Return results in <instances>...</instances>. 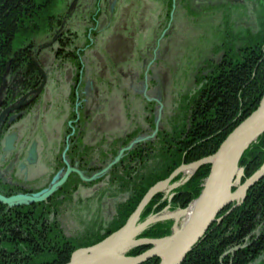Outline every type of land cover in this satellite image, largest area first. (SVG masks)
<instances>
[{
	"label": "rangeland",
	"instance_id": "374dc122",
	"mask_svg": "<svg viewBox=\"0 0 264 264\" xmlns=\"http://www.w3.org/2000/svg\"><path fill=\"white\" fill-rule=\"evenodd\" d=\"M112 1L113 0H101L102 3L101 12H99L100 18L103 16L104 12L110 11L109 6ZM228 1L232 2L234 6L231 9L228 8V11L225 12L222 10V7L224 5L221 6L223 4L221 0H187L185 4L184 1L172 3L171 0H167V1L137 0V2H134L133 0H126V4L131 6L134 12L133 17L135 20V25L131 30H126V28H123L125 25L119 24L121 27L119 25L117 26L111 17L107 22H105L106 24L104 23L103 25H101L99 23L100 31L97 34V37L96 36L94 37L92 35V38L94 37V44L92 45V47H89L87 51L78 52L74 50L73 53H71L72 55L67 58L65 57V52H63L64 56L62 54L61 55L58 54L57 62L58 65L61 66V69H66L69 67L68 70H71L70 67H72V69L74 70L71 71L74 72L73 78L76 79V81L72 82L71 80L69 85H67V87L64 86L65 82H63V80H59L57 84L51 86L54 80V76H53L54 71L52 68H49L51 63L49 61L50 57L47 53H53L52 44L50 42H47L49 37L47 38L46 42H43L41 44H34L31 42L30 49L33 51L39 48V46L43 47V49L39 54L40 56L38 57V59L40 60L39 63L42 72L44 74L43 86L46 85L45 90L42 93V97L46 99V96L49 95V93H51L50 96L51 98H49L48 106H51L56 102L54 101V99L56 98V94L59 92V90L60 91L62 90V92L64 91L66 92L65 98H63L60 101L67 100L66 95L70 91L68 88L71 87L72 90L75 92L71 96L70 104H67L68 103L67 100L64 106H59V107L55 106L56 108H52L53 110H56V114L59 113L64 114V112L66 113L67 115L66 121L68 120L71 121L69 124L70 130L66 131L65 130L66 126L61 127L59 122H57L58 120H55L53 118L51 120L49 109L48 110L45 109L43 115H40V117H37L38 115L35 116L34 118L37 117L35 121L33 120L31 121V115L26 120L23 121V123L27 125V128H24V130L28 129L30 131L29 134L30 137H31V132L34 134V138L32 140H35V142L38 145V150L40 154L39 171L40 170L42 171L44 167H49L51 164L56 162L55 157H53L52 153L48 151L49 147H52V145L49 146L46 145L48 147L47 148L39 143L40 140L44 141L46 139L47 132L49 133L54 132L55 134H59L58 144L60 146L61 140H64L65 138L64 132H69L72 130V134H77V136L74 139V143L77 145L76 148L82 150L75 156H79V155L83 156L84 163H86V161L87 163L90 162L88 158L94 160L92 163L94 165L100 164L102 169L109 166L111 163L115 162V159L118 158V155L120 156V160H119L120 162L128 152L130 151L132 152V150H134L135 148L141 147L140 151L135 152L140 154V155H136L137 160L145 159V152L148 149V145L155 144L157 140L161 144L165 143L163 141V138L170 137L169 134L171 133L172 128L176 129L177 125L180 126L187 122L186 105L188 107V105L190 104V100L192 103L194 101L197 102V99L199 97L198 91L207 90V88L204 87V85H202L203 80L204 79L206 80L207 76L204 75L202 79L200 78V76L203 75V71L209 70L208 67H210V64L213 65V67H216L220 64L221 58L224 56L225 51L227 50V45H229L230 43L232 45V48L236 50L237 47H235V43L238 42L235 41V36L238 35L240 37V35L243 36L244 34H248V33L254 35L255 33L257 34V32L259 31L258 20L261 17L264 18V0H228ZM150 2H152V4L157 6L158 13L162 18V24L160 25V32H159V37H160L159 45L165 41L166 43L164 46L166 47V50L163 56L160 55L159 52L152 53L148 61L149 62L148 66L150 68L144 70L141 66L136 65V60L140 58L138 54H145L148 49L146 47V42L150 38V34L152 32L151 21L155 19L149 13L145 14L143 7L149 5ZM124 4L119 6L117 5L114 8V12L120 10L121 8L124 9ZM52 5L53 2L50 1V3L47 5V8L48 10L50 11L52 10L53 12H55V14L58 12V9H63L64 7L59 2L56 3L55 7H51ZM256 14L257 16L255 17ZM99 17L98 19L100 20ZM46 18L48 20H46L44 24H48L52 19L47 16ZM79 19L83 20L84 17L79 16ZM172 19L174 21V25L178 30H182L183 28H180L178 26L179 21L177 20L184 21L187 24V26L190 25V32L188 34V31H185V33L187 34L181 37L180 40L174 39V41L169 42L167 31L166 33H164V31L166 30V26H164V23L166 24L167 22H171ZM145 23H147V25L145 27L146 29L144 30V28L141 26L142 24L144 25ZM199 24H202L204 28L209 29L211 32L209 33L210 39H207L206 42L205 41L207 38L206 37L203 40L202 44L200 43V41L202 40L201 38L196 39L199 36L200 32H204V30L200 28ZM52 27L54 26H50V28ZM41 30L43 31L45 29H41ZM153 30L155 31V29ZM81 33L83 34V38L80 37ZM39 35H42L39 37L40 39L46 38L48 36V34L45 35L44 33H40ZM119 36H121V38H119ZM114 37L117 38L118 41L120 40L119 43L128 42L130 39H132L134 44L138 46L137 49L135 48L136 51L131 52L132 57L131 56L129 57V62H127L126 65L122 67V74L125 76L126 81L124 83L121 82L120 80L119 82L115 81L111 84L112 87H110L109 89L107 87L108 85L105 88H103L102 85H98L99 83L97 82V79L98 81H100L98 65L97 64L93 65L91 69H92V77L94 82H92V84H94L95 86V89L93 90L95 91V93L84 94V96L82 97V95H80V91L82 92V90H84V88H86L87 85L83 87L85 81V72L83 74L80 73L83 72V69L80 70V66H82L79 63L80 56L82 57L84 53L85 56H89V52L91 51L94 52V56L95 55L98 56L103 46H106L108 44L118 43V41L116 42ZM96 39L98 40V43ZM182 39H186L187 42L189 41V44L185 46L183 42L181 43ZM226 39L229 40L226 41ZM29 40L31 41V39ZM77 40H79L80 43L84 44L85 46L86 32L84 31L78 32ZM19 41L21 43L17 44V40H15L14 45L12 44L13 49H16L17 46L20 48L25 46L28 40L25 38V36H22L19 38ZM55 46L57 45L55 44ZM139 46L141 47V49H139ZM150 52L151 51L149 50V53ZM59 59H64L65 61L63 62H66L67 60L72 65H68L67 63L61 64L60 63L61 60L59 61ZM132 60H133L132 65L134 66V68L130 72L131 69L129 67L131 65ZM150 70L157 72L159 79L162 81V87L158 85H157L158 89L156 88L147 89L145 87V91H143L144 88H140V86L138 85H140L141 82L144 81V77L146 78V75L148 78L150 77L149 76ZM76 73L77 76H75ZM128 78H130V81L127 83ZM17 81L18 79L16 78H11V79L9 78L6 81L5 86L13 87L14 83L15 82L17 83ZM75 84L77 88H79V91L77 90ZM105 89L107 90L105 91ZM150 95H152L158 101L157 107L155 105H150V106L153 108L152 112L156 114V118L160 117V120L159 119L152 120V118H148V116L146 117L147 120L145 119L146 102L156 101L154 98L150 97ZM28 97L31 98V94H29ZM104 97L105 99L101 100ZM46 103L48 104L47 99H46ZM84 104H86L89 108H94L99 111V115H96L95 112L91 111V116L99 120V122L96 125V129L92 132L87 131V129L89 128L86 127L85 125V120H86L85 113L82 115V109L83 112L85 109ZM35 107L36 105L32 108V110ZM38 107L41 108L40 106ZM64 107H65V111H64ZM30 111L31 109L28 112ZM70 118L72 120H70ZM89 118H90V114L88 115V119ZM152 122L156 126H153ZM35 125L37 126V128H35ZM176 131L177 130H175L174 132ZM106 134L113 136L116 135V137L112 140V144H109L108 146L105 145L106 142L103 136ZM263 135L264 133H262L256 139L255 142L250 144L249 147L255 144L257 140ZM30 140L31 138L28 140V142H26L25 144L26 148L30 146L29 144ZM85 145L86 147L89 148H85L84 147ZM117 149L119 150L123 149L124 151L118 153ZM142 153L143 155H141ZM132 156H134V153L132 154ZM127 157L129 159L130 156ZM240 160L238 161L237 174L233 179L234 182L233 187H238L239 185L241 186L243 183L253 178L257 174V172L260 171L261 167L264 165L263 163L257 172H255L251 177L247 178L242 183L244 177V171L243 168L239 167ZM75 162L76 161L74 160L71 161L68 160L65 163L67 165L68 174L71 172H76V177L75 178L70 177L69 179L66 178L63 181V183H61L62 184L61 185L60 184L61 174L60 175L57 174L53 178V181L48 184L49 186L48 189L56 186L57 184H60L59 186L56 187V189L49 197H53L52 199H58L55 202L57 205H55L54 203L55 205L54 207L56 208H59L61 204H65V205L67 204L66 221L64 222L63 219V223H66L65 224L66 228L61 229V231L66 230L65 232H62L64 239L66 240L76 239L77 241H79L83 239L87 233H99L101 232V229L104 230V228L111 225L114 219L116 207L119 203L124 202L126 200L127 193L123 191L124 189L121 190L122 186H120L117 183V179L108 177V174L113 170V167H115L119 162L118 163L116 162L113 165H111L109 168L110 170L108 169L109 172H107L104 175V177L96 176L97 179L88 183H86L87 181L85 182V180H87L89 177H86L85 175L88 176L97 175V173H99L100 170L90 169L88 174L81 172L80 170L79 172L77 169L73 168L72 166V163ZM7 164L8 163H6L5 166H7ZM189 164H183V165H189ZM190 173H191L190 169L183 170L178 175L179 177L177 181H174L175 179H173L168 184L165 190L158 193L163 196L161 201H166L168 204H170L171 199L174 195L173 192L176 189H178V187L182 186L184 183H187L193 177L194 174L188 180H186V178L190 175ZM241 174L242 177L240 176ZM81 177L83 180L80 179ZM263 177L259 180V182L263 179ZM165 180L166 179L161 180L157 183L163 182ZM80 181L83 183V186L81 185ZM203 184H202V189H203ZM76 190L79 191L77 192V194H75V197H73V201L71 203L70 202L71 195ZM63 191H67L66 194L64 195L65 200L62 199L60 201L59 197ZM42 193L45 192L42 191L41 194ZM87 198H89L90 200L87 201L86 200ZM91 198L95 199V201L98 202L99 205H100V201L102 199H105L107 200V202H105L106 205L104 204L103 209L100 210L101 206L99 207L97 204L92 202ZM188 206L189 205H187V207L184 209L185 211L171 210L169 206H166L159 213L153 214V216L150 217L148 216L146 219H144V221L148 219L150 224L148 226L146 225L147 226L146 230L150 229L151 227L159 223H165L166 221H171L172 229H170V233L174 235L177 231L176 228L182 226V224L184 223L183 216L185 215ZM228 207L229 206L225 208ZM144 221L139 220V224H141ZM142 233H140L137 236V238L140 240L145 239V238H140V235ZM53 235L57 238L55 232L53 233ZM161 239L162 238L150 239V240L153 243H155L156 246L158 240ZM53 241L54 239L50 240L51 244H53ZM54 246L57 247L56 242L54 243ZM64 247L65 248L69 247L68 243ZM146 247H149L148 249H150L152 245ZM134 249H136V247L129 249V252L127 251L128 254ZM60 251H63V249H60ZM6 257L7 258L9 257L7 261H12L13 259V256H11L10 254H8ZM44 257L45 256L42 255V258L39 261H47L44 259ZM127 257H132V256L127 255ZM260 258H258L253 264H262Z\"/></svg>",
	"mask_w": 264,
	"mask_h": 264
},
{
	"label": "trees",
	"instance_id": "16d2710c",
	"mask_svg": "<svg viewBox=\"0 0 264 264\" xmlns=\"http://www.w3.org/2000/svg\"><path fill=\"white\" fill-rule=\"evenodd\" d=\"M33 1L0 0V85L8 70L15 72L21 69L30 78L31 74H35L29 48L17 53L12 50L16 36H24V31L30 32L27 28L31 26L25 25L31 19H34L31 24L37 30L44 26L41 19L46 15L50 0H43L40 6H36ZM34 11L39 13L33 17ZM258 29L257 34L236 37L238 48L234 50L230 43L220 64L216 67L210 64L209 70L203 71L200 78L207 76L202 83L207 90L198 91L197 102L192 103L190 100L188 107L186 105L187 122L177 125L176 129L172 128L170 137L163 138L165 143L161 144L157 140L155 144L148 145L145 159L137 160L136 155L140 154L135 152L140 151L141 147L135 148L126 154L119 165L113 167L108 177L117 179L121 190L124 189L127 195L126 200L117 205L111 225L79 241L68 239L69 247L63 251L52 249L47 261H33V264H66L74 250L94 245L117 231L154 184L166 179L180 165L196 162L217 151L230 132L257 108L264 92V21L258 23ZM127 156H130L129 159ZM263 163L264 135L244 152L239 162V167L244 171L242 183L257 172ZM115 170L120 173H114ZM208 173L209 166L200 167L187 183L173 192L170 204L161 201V194L156 195L143 210L140 221L159 213L166 206L171 210L185 209L199 196ZM230 208L223 210L218 218ZM2 220L0 217V242L6 239V234L1 232ZM171 225V221L154 225L145 230L140 238L166 237L170 234ZM245 243V247L238 249ZM148 248H136L128 256H137ZM3 249L0 248V254H3ZM258 258L264 264V178L247 192L240 207L208 229L181 264H253ZM8 259L0 255V264L21 262ZM158 262V259H151L143 264Z\"/></svg>",
	"mask_w": 264,
	"mask_h": 264
},
{
	"label": "flooded vegetation",
	"instance_id": "af4514ba",
	"mask_svg": "<svg viewBox=\"0 0 264 264\" xmlns=\"http://www.w3.org/2000/svg\"><path fill=\"white\" fill-rule=\"evenodd\" d=\"M80 1L83 0H70L71 4H73L74 7H76L75 4L79 3ZM75 12H77L75 17H79V16L84 17L83 20L89 18V21H91V20H95L94 16L96 15L100 16L99 12H101V9L99 8L96 9L95 13L93 15L91 14L90 16L88 15L83 16L82 11L79 9H76L74 11L67 10L65 18L72 17V15ZM98 20L97 23L95 24L97 27H100ZM63 22L64 21L61 22V20L59 19L56 20L55 24L58 26V28H62V30L59 33H57L59 47L56 46L57 47L56 49L52 47V50L54 51V53L56 51V54L59 55L62 54L63 56H64L63 52H65V57L67 58L70 57L72 55L71 53H73V51L75 50L72 44H68L69 42L71 43L74 40V33L66 31L63 28L64 27ZM103 24L104 23H102L101 25ZM99 31L100 28L96 31V33H94L92 28H89V32H86V39L87 38L89 39V45L86 44L84 48L90 47L94 44V37L95 36L97 37ZM66 32L68 34L64 35V33ZM92 35L94 36L93 38ZM96 41L98 43L97 39ZM117 44L120 43L118 42ZM84 48L80 49V51L84 52L85 51ZM28 51L29 54H31V60L33 62L36 59L37 52L36 50L33 51L31 49H29ZM66 63H70V62L66 60ZM16 72L17 71L11 72L10 76L18 79L19 76L23 77L22 75L24 73L26 75L28 74L26 71L22 73H16ZM80 73L83 74L84 71ZM26 77L28 78L24 79V81L19 84H14L13 87L7 86V89L4 92V97L1 101L2 106L0 107V195L5 198H10L18 195L28 196L31 198L39 197L42 191L45 192L48 189L49 187L48 184L53 181V178L57 174L58 175L61 174L60 175L61 178V176L66 172L67 165L65 162L68 160L76 161L75 163H72L73 168L77 169L78 171L80 170L81 172H84L86 174L89 173L90 169H96V170L99 169L100 171L102 169L100 164L94 165L92 163L94 160H91L89 158L88 160L91 163L90 162L87 163V161L86 163H84L83 156L81 155L75 156L82 150L78 148L77 149L74 148L69 153L58 152L57 155L54 156L56 162L51 164L49 167H44L42 171L41 170L39 171L40 154H39V150L37 151L34 149V145L38 146L37 143L35 142V140L34 141L32 140L34 145L31 142H29L30 146L26 148L25 142L28 141H25L24 143L20 142L21 139L24 137V133L29 132L28 129L24 130V128H27V125L23 123V121L24 119H27L31 115L30 114L28 116V114L26 113L30 109L32 110V108L35 105L36 107H38L39 105H45V107L48 108H51V106H48L49 99L47 97L46 99L48 104L46 103V99L42 100V98L38 97L37 92H39L42 89L41 88L42 81L41 83L39 82L41 80V78H39L40 76L35 73L33 74V76L31 74V78L28 75ZM27 79L28 80L30 79V81H28ZM146 79L147 78L144 77V82ZM142 83L143 82H141V84ZM101 85L103 88H105L107 85H108L107 86L108 89L110 88V84H107L105 82ZM142 88H144L145 90V87ZM146 88L158 89L156 84H152V82L147 83ZM8 89L11 91L10 93L7 92ZM77 90L79 91V88H77ZM106 90L107 89H105V91ZM69 93L71 96L72 94L75 93L71 87ZM16 94L18 95L15 96ZM29 94H31V98L28 97ZM71 96H69L68 99L69 102ZM150 97L154 98L152 95H150ZM104 99L105 97L101 100ZM150 105H155V103L153 101L149 103L146 102L145 112L146 114L149 113V115L153 110V108ZM3 106L8 107V109L5 110ZM40 115L37 117H40ZM34 117H35L34 115L31 116V121L32 120L35 121L37 117L36 118ZM70 120L72 119L70 118ZM66 122L68 126L65 128V130L67 131L70 130L69 124L71 121L68 120ZM36 127L37 126L35 125V128ZM89 129H87V131H89ZM17 132H21L22 135L18 137ZM69 133L72 134V130L69 131ZM103 136L105 138L106 146L112 144V142L107 141L109 138L113 140L116 137V135L113 136L109 134ZM66 142L67 140L65 137L64 140H61L60 143L63 144ZM75 147H77L76 144ZM8 149H11L12 151L9 152ZM6 163H8L7 166H5ZM30 165L31 167L28 168V166ZM85 176L91 177L92 175L90 176L85 175ZM70 177L75 178L76 172H71L68 179ZM81 185L83 186L82 182ZM78 191L79 190H76L75 192L72 193V195L77 194ZM66 192L67 191H63L61 193L59 197L60 201L64 199L65 197L64 195L66 194ZM52 198L53 197H49L43 202L31 203V205L18 204L11 208L0 205V217L3 218L1 225L2 227L1 232L6 234V241L3 240L0 242V248H4L3 254H0L1 256L5 257L8 254H10L11 256H13L12 261H21L19 263H12V264H25V262H31V264H33V261L41 260L42 255L45 256L44 259L46 260V258L50 256L53 248L54 249L65 248L64 246L67 245V240L64 239L62 232H65L66 230L61 231V229L66 228L65 227L66 223H63V219L65 222L67 215V211H66L67 204L66 205L61 204L59 208H56L54 206L57 205L55 202L58 199H52ZM54 232L57 235V238L53 235ZM51 239H54L53 244H51L50 242ZM55 242L57 243L58 248L54 246ZM13 250H16V252Z\"/></svg>",
	"mask_w": 264,
	"mask_h": 264
},
{
	"label": "bare ground",
	"instance_id": "6f19581e",
	"mask_svg": "<svg viewBox=\"0 0 264 264\" xmlns=\"http://www.w3.org/2000/svg\"><path fill=\"white\" fill-rule=\"evenodd\" d=\"M133 1L137 2V0H133ZM164 1H167V0H164ZM179 1H184V4H185L187 0H171L172 3H177ZM221 1L223 3L221 6L224 5L222 7V10L225 11V12L228 11V8L231 9L234 6V4L232 2H230V1H228V0H221ZM51 2H53V5L51 7H55L56 3H58V2L64 7H63V9H58V12L56 14L52 10L51 11L47 10L46 11L47 17L56 18V19L64 21L63 22L64 23V27L63 28L66 31L73 32L74 33V37H75L74 38V42L72 41L71 43L69 42L68 44H72L73 48L76 51L81 52L80 49H82L84 44H81L80 41L77 40L78 32H80V31L81 32H83V31L84 32H89V28H92L93 32L96 33V31L100 28V27H97L96 24H95V23H97L99 15L94 16L95 20L89 21V18L86 19V20H80L79 17H75L77 12H75L72 15V17L65 18L66 17V12H67V10L74 11L76 9H79V10L82 11V15L83 16H86V15L90 16L91 14L93 15L95 13L96 9H98V8L101 9V5H102L101 0H83V1H80L79 3L75 4L76 7H74L73 4H71L70 0H51ZM33 3L34 4H38V0H34ZM122 4H124V9L121 8L120 10L114 12V8L117 5L119 6V5H122ZM165 6H167V5H165ZM109 9H110L109 12H104L103 16L100 18L98 23H100V24L105 23L112 17V19L114 20V22L116 23L117 26L119 24L125 25L123 28H126V30H130V29H132L134 27V25H135V20H134V17H133L134 12H133L132 7L129 6L128 4H126V0H119V1L118 0H113L111 2L110 6H109ZM143 10H144L145 14L149 13L155 19V20L151 21V30H152V32L150 34V38L146 42V47L148 48L147 52L145 54H138L140 56V58H138L136 60V65L141 66L145 70V69L150 68L148 66L149 65L148 61H149L150 55L152 53L159 52L160 55L165 53L166 47L164 45H165L166 42L164 41L162 44L159 45V38H160L159 37V32H160V25L162 24V18L160 16V14L158 13L157 6L152 4V2H150L149 5H146V6L143 7ZM38 13L39 12H33V14H32L33 17L37 16ZM256 16H257V14L255 15V17ZM33 20L34 19H31V21H33ZM41 20L45 21V20H48V19L46 17H43ZM31 21H29L27 23V25H25L26 27H28V25L31 26V27H29L30 29L27 28L30 32H27V31L23 32L25 38L28 40L27 43L31 44V42H32L34 44H41L43 42H46L47 38L49 37L47 42H50L52 44V47L54 49H56L57 47L55 46V44L57 46L59 45V42H58V39H57L58 38L57 33H59L62 30V28H57V27L50 28V27H48L45 30H43L42 32H40V33H44L45 35L48 34V36L46 38L40 39L39 37L42 36L43 34L39 35L40 33H37V34L32 33L35 30L37 32H39V30H37L36 27H33V25L31 24ZM177 21H179L178 22V26L180 28H183L182 30H178L176 28V26L174 25L173 19H172L171 22H167L166 24L164 23V26H166V30L164 31V33H166V31H167L168 37H169V42L174 41V39L180 40L181 37H183L185 34H187V33H185V31H188V34L190 32V25L187 26V24L184 21H180V20H177ZM258 21L259 22L264 21V18L261 17ZM147 23H145L144 25L142 24V26H141V27L144 28V30L146 29L145 27H146ZM22 25H23V23H22ZM199 26H200V28H202L204 30V32H200L199 36L196 39L201 38L202 40L200 41V43L202 44L203 40L206 37H207L206 40H205L206 42H207V39H210L209 38L210 37L209 33H211V32H210L209 29L204 28L202 26V24H199ZM153 29H155V31ZM67 34H68L67 32L64 33V35H67ZM80 37L83 38V34L82 33L80 34ZM119 37L121 38V36H119ZM124 37H126V36H124ZM236 37H239V36L237 35V36H235V38ZM18 38L19 37L16 36L15 40H17V44L21 43ZM29 39H31V41ZM114 39L116 40V42L118 41L117 38L114 37ZM123 40H124V38H123ZM227 40H229V39H226V41ZM14 42H13V45H14ZM118 42H120V40ZM132 42H133L132 39H130L128 42H122L120 44H115L114 43V44H108L106 46H103L101 48V52H100V54L98 56L97 55L94 56V52H92V51L89 52V56H85V53L82 55L81 59L79 60V63L82 65V66H80V68L83 69V71L85 72V81H84L83 87L85 85H87L86 88H84V90L81 89L82 92L80 91V95H82V97L84 96V94L95 93V91H93L95 89V86H94V84H92V82H94L93 77H92V69H91L93 67V65H96V64L98 65V70H99V75H100V81H98V79H97V82L99 83L98 85H101V84H103L105 82L107 84L110 83V87H112L111 84L113 82H115V81L119 82V80H120L123 83L126 81L125 76L122 74V67L125 66L127 62H129V57L130 56L132 57V53L131 52L132 51L133 52L136 51V49L138 48V46L136 44H134V42L133 43ZM182 42L184 43L185 46L189 44V41L187 42L186 39H182L181 43ZM152 47H154V48H152ZM235 47H237V43H235ZM42 49H43V47H40V46H39V48L36 49V52H37L36 58L37 59L40 56L39 54H40ZM139 49H141L140 46H139ZM149 50L151 51L150 53H149ZM47 54L50 57L49 61L51 63L49 68H52L53 71H54V73H53L54 80H53L51 86L52 85L54 86L55 84H57V82H59V80H63V82H65V84H64L65 87H67V85H69L71 80H72V82L76 81V79L73 78L74 72H72V71H74V70L72 69V67H70L71 70H72L71 71V70H68L69 67L66 68L67 69L66 70V69H61V66L58 65V62H57L58 54H56V51H55V53L53 51V53H47ZM55 54H56V57H55ZM99 57H101V58H99ZM55 58H56V60H55ZM132 63H133V60H132L131 65L129 67L131 69L130 72L134 68ZM32 64H33V68L35 70V73L40 76L39 78H41V80L39 82L41 83V81H42V83H41L42 84V87H41L42 89L39 92H37L38 93V97H41L42 100H44V98L42 97V93L45 90V86H46V85L43 86L44 74L42 72L41 66L35 64L34 62H32ZM57 67H59V69H61V70L57 69ZM15 71H17L16 73H22L23 72V70H21V69H17ZM17 75H19V74H17ZM22 76L23 77L19 76L17 83L15 82L14 84H19V83L23 82L24 79L28 78V77H26L27 75L25 73ZM75 76H77V73H76ZM149 76L150 77L147 78L145 80V82L143 81L142 84L138 85V86H140V88L146 87L147 83H150V82L156 84V86L158 85V86L162 87V81L159 79V76L157 75V72H154V71L150 70ZM9 78L11 79L13 77H11L10 75L2 77V82H1V85H0V107L2 106L1 101H2V99L4 97V92L7 89V87L5 86V83H6L7 79H9ZM149 79H150V81H149ZM28 81H30V79ZM129 81H130V78H128L127 83ZM116 85H119V84H116ZM64 86H63V88H64ZM68 89L70 90V88H68ZM7 92L10 93L11 91L8 89ZM65 94H66L65 91L61 92L59 90V92L56 94V98L54 99V101H56V102L53 105H51V108L45 107V105H39L41 108H39V107L34 108L33 110H31L30 112L27 113L28 116L30 114H31V116L32 115H34V116L38 115L39 116L40 114L43 115V112L45 111V109H47V110L49 109L50 110V116H51L50 119L52 120V118H53L55 120H58L57 122H59L61 127L62 126H66L67 127V122H66V116L67 115H66V113L64 112V114H62V113L56 114V110L52 109V108H56V107H59V106H64L66 104L69 96H71V95H70V93H67V95H66V99L67 100L60 101L63 98H65ZM17 95L18 94H16L15 96H17ZM50 96H51V93H49V95H47L46 97L49 99V98H51ZM262 96H263V94H262ZM68 103H70V102L68 101ZM84 106H85V109H84V112H83V109H82V115L85 113V119H86L85 120V124L87 125V127H89V128L91 127L89 129V131L92 132V131H94L96 129V125L99 122V120L95 119L93 116H91V111L95 112L96 115H99V111L94 109V108H89L86 104H84ZM43 107H45V108H43ZM3 108L5 110L8 109V107H4V106H3ZM64 111H65V107H64ZM89 114H90V118L88 119V115ZM24 120H26V119H24ZM151 126H152V124H151ZM154 126H156V125H154ZM29 134H30V131L24 133V137L21 139L20 142L24 143L25 141H28L31 138L30 142L33 144L34 140L32 141V139L34 138V134L31 132V137H30ZM21 135H22L21 132H17V136L18 137H20ZM64 135L66 137L67 142L63 143V144L61 143L60 146L58 144V136H59V134H55L54 132H52V133L51 132L50 133L47 132L46 139L44 141L40 140L39 143L41 145L45 146V147H47L46 145H48V146L52 145V147H49L48 151L50 153H52L53 157L55 155H57L58 152L69 153L72 149L76 148L75 144H74V139L77 136V134L73 135V134H71L69 132H64ZM107 141L108 142H112L111 138H109ZM44 142H46V143H44ZM49 143H51V144H49ZM84 147L85 148H89V147H86V145ZM34 149L38 151V146L34 145ZM8 150H9V152L12 151L11 149H8ZM39 157H40V155H39ZM29 167H31V165L28 166V168ZM115 172L117 173L118 171L115 170L114 173ZM118 173H120V172H118ZM73 197H75V196H71V198H70V202L71 203L73 201ZM86 200L89 201L90 199L87 198ZM91 201L94 202L95 204H97L99 207L101 206L100 210L103 209V206H104L105 202H107V200L102 199L100 201V205H99V203L96 202L95 199L91 198ZM14 206H16V205H14ZM14 206H8V208H11V207H14ZM194 206H195V204L193 203L191 205V207L186 211L185 215L183 216L184 217L183 218L184 224L188 221L189 217L191 216V214L193 212V209H194ZM98 218H99V216H98ZM107 262L108 261L101 260L100 262L97 261V263H95V264H109Z\"/></svg>",
	"mask_w": 264,
	"mask_h": 264
},
{
	"label": "water",
	"instance_id": "95a60500",
	"mask_svg": "<svg viewBox=\"0 0 264 264\" xmlns=\"http://www.w3.org/2000/svg\"><path fill=\"white\" fill-rule=\"evenodd\" d=\"M262 133H264V93L257 109L226 137L213 155L189 165H181L165 181L155 184L147 191L122 228L95 246L74 251L66 264H95L101 260L108 261L109 264H142L151 258H158V264H181L210 225L218 221L215 219L216 216L233 202L236 203L235 207L239 206L245 199L247 190L264 176L263 165L253 178L238 186L235 193L231 192L233 179L238 170V161L249 145L255 142ZM123 151L122 149L119 153ZM119 159L118 155L115 162L99 175L106 172ZM204 165H210L209 174L204 181L201 194L188 206L187 209L193 203L195 204L191 216L181 229H176L174 235L158 240L156 246L152 241L135 240V237L150 225L148 219L138 224L139 217L149 201L165 190L183 170H191L186 178L188 180L199 167ZM67 176L68 171L62 177L60 184ZM240 176L242 177V174ZM60 184L50 188L38 199L31 200L23 197L5 199L0 196V202L7 204L18 199H25L30 203L42 201L49 197ZM140 245H152V247L139 256L125 257L129 249Z\"/></svg>",
	"mask_w": 264,
	"mask_h": 264
}]
</instances>
